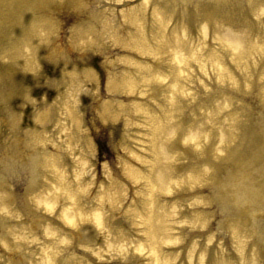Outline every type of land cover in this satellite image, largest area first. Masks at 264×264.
<instances>
[{
    "label": "bare ground",
    "instance_id": "1",
    "mask_svg": "<svg viewBox=\"0 0 264 264\" xmlns=\"http://www.w3.org/2000/svg\"><path fill=\"white\" fill-rule=\"evenodd\" d=\"M121 1L0 0V264H264V0ZM83 61L130 160L94 193L34 144Z\"/></svg>",
    "mask_w": 264,
    "mask_h": 264
},
{
    "label": "rangeland",
    "instance_id": "2",
    "mask_svg": "<svg viewBox=\"0 0 264 264\" xmlns=\"http://www.w3.org/2000/svg\"><path fill=\"white\" fill-rule=\"evenodd\" d=\"M139 1L140 0H125V4H122L123 1H121L120 7L122 6L126 9L132 7ZM148 4L149 1L147 2V5ZM108 18L111 20V16ZM61 19L62 21L60 22H67L66 25L70 28L68 32L69 35L66 33L61 37V40L64 44L67 42L70 45L76 44L71 29L75 25L74 22L79 21V19L71 17L66 20L65 14L60 16L59 20ZM97 67L98 65H94V62L92 64L83 61L78 62L76 70L69 67L64 71V73L70 72L69 75L77 79L82 77L92 78L94 76L91 86H88L87 89H84L82 86L83 89L77 90L73 95L79 119H73L71 112L64 105H61L59 97L55 96L51 99H47L45 95V103L47 106L49 104L55 106L57 109L61 108L64 111V115L61 113L58 114V112L61 111L58 109L55 119L61 121L59 124L60 128L57 131L46 128L44 132L34 140L36 146L44 145L46 144L45 142L52 145L53 149H50L47 153L62 160L63 170L67 174H72L70 177V180H72L71 186L76 187L77 183L79 185L82 184L80 192L83 193H94L96 189L95 186L100 180H105L107 184L112 179L122 182V178L118 175L117 177L115 176V171H124L122 168L123 161L130 162V160L126 159L121 154L122 152L118 151L119 147L123 150L124 146H127L126 142L122 143V140L124 141L126 138H121L123 130L118 126L120 118L125 116V111L118 108L114 113L115 115L104 120L96 110V100L100 97V90L97 85ZM89 70L92 71L91 75L89 74ZM64 75L66 74H62V76ZM80 83L82 85L83 81H80ZM82 93H84V98L81 97V95H83ZM39 110V112H42L43 108ZM21 112L23 111L21 110ZM64 117L66 118L63 119ZM49 119H51V117ZM30 129L34 128L31 127ZM74 132L76 134H74ZM129 155L132 157V153H129ZM44 163H46V161ZM122 175L125 176L124 173ZM121 194H124V191H122Z\"/></svg>",
    "mask_w": 264,
    "mask_h": 264
}]
</instances>
